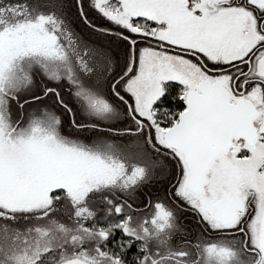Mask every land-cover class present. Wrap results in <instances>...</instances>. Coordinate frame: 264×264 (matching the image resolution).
I'll list each match as a JSON object with an SVG mask.
<instances>
[{
  "label": "flooded vegetation",
  "instance_id": "1",
  "mask_svg": "<svg viewBox=\"0 0 264 264\" xmlns=\"http://www.w3.org/2000/svg\"><path fill=\"white\" fill-rule=\"evenodd\" d=\"M110 1L97 8L85 0L82 14L77 7L78 28L53 12L25 19L18 8L0 7V219L29 210L49 221L54 208L72 212L74 222L90 220L100 229L63 228V238L74 239L80 250L64 259L58 254L47 264H93L82 257L89 238L96 239L90 253L97 262L134 264L128 251L142 236L132 231V216H126L128 223L115 222L118 210L130 207L151 182L167 180L166 195L155 194L154 201L148 195L146 207L151 204L173 222L175 232L195 221L208 243L220 239L237 261L248 257L245 264H264V186L239 183L232 193L225 176L255 150L261 155L256 170L264 167V3L200 0L195 4L205 6L194 7L186 0L182 17L177 0H146L147 13L138 14L122 0ZM171 10L179 13L174 21L166 15ZM216 17L224 25L220 35L211 33L217 45L197 36ZM86 30L123 45L122 62L107 57ZM211 97L249 117L251 128L234 136L229 149L207 165L206 185L196 184L193 191L187 154L171 145V136L189 102ZM191 155L196 156L192 168L202 170L203 156ZM219 161L222 183L211 186L210 173ZM38 186L43 188L37 195ZM124 223L131 230H110ZM182 238L179 231L173 239L171 262L197 264L199 248ZM108 243L109 254L103 246ZM37 248L34 244L33 251L40 249L45 257L54 250ZM154 249L164 254V247ZM150 258L142 253L135 264H151Z\"/></svg>",
  "mask_w": 264,
  "mask_h": 264
},
{
  "label": "rangeland",
  "instance_id": "2",
  "mask_svg": "<svg viewBox=\"0 0 264 264\" xmlns=\"http://www.w3.org/2000/svg\"><path fill=\"white\" fill-rule=\"evenodd\" d=\"M186 0H177V5L175 7L180 8V14H182V17H184L185 15V8H187V2H185ZM200 0H191V3H193V6H205V2H207V0H202L204 3L203 4H195L196 2L198 3ZM260 1V0H259ZM264 3V0H261ZM111 1L110 0H91V4L97 8L103 7V5L105 4H109ZM145 2L146 0H122V3H124V5L126 7H129L131 9L132 13H147V11H145L143 8L145 6ZM176 2V1H175ZM81 3V2H80ZM76 4H77V0H76ZM81 3V9H84L86 7V5H84ZM90 5V3H89ZM264 5V4H263ZM78 7V5H77ZM174 11L176 10H171L169 12H167V18H169L171 21L175 20V17H179V13H175ZM177 12V11H176ZM197 16V15H196ZM195 16V17H196ZM217 22H221L218 20V17L214 18L213 21V25L209 24L206 25L205 27L201 26L200 29L198 30V37L206 40V39H211L212 43L211 44H215L217 45L220 44V42L211 35V33L213 32V34L215 35H220L223 30L221 28L224 26L222 23L219 26ZM204 31V32H202ZM207 32V33H205ZM253 156L250 159H245L242 160L240 162H238L237 164H233L229 169H227V175L225 174V176L227 177V182L229 184V191L232 193H235L236 189L235 186L236 184H250L256 188H261L262 186H264V167L260 168L259 171L256 170V161H257V157H260L261 155H258L257 150L252 151ZM233 154V153H232ZM256 158V159H255ZM225 161V160H224ZM232 161H237L236 158L234 156H232ZM222 162H217L215 164L214 169L212 170V172L210 173V179H211V186H213L214 181H217V184L222 183V173L219 170V168H217L218 166L222 165ZM185 173V172H184ZM215 177H218V179H216ZM184 182H185V176H184ZM228 186V185H227ZM43 188V187H42ZM39 186L36 188V193L37 195L39 193H42V191L40 192ZM127 208V207H124ZM127 210V209H125ZM130 212V211H129ZM158 211L152 209L151 212H149V218H143L141 221L140 226H138L135 223H133V217L131 218V223L133 224L134 227H132V231L134 233H138L140 237V239L144 240L146 243H150L149 241H152L154 239L149 238V235H154L156 237L157 240H159L158 234L160 233V231L166 230L169 232V226L173 222H168V218H162L161 216L158 215ZM128 223V219L125 218V223ZM149 221V222H147ZM119 223V222H118ZM117 223V224H118ZM125 223L123 225L120 226H125ZM41 225V224H40ZM69 225L68 223H63L62 226H67ZM80 227H84L86 229H88L89 231H92L91 229L93 228H99L100 226H98V223H93L91 222L90 224H87L86 222H79ZM171 225V227H172ZM43 226V225H41ZM56 228L57 229V225L52 223V226H50V228L47 227H37L35 230L31 231H19L16 233L15 229H10L6 226V231L5 233L7 234V237L3 236L5 238L4 242L3 240H1L0 238V252H10L7 255V258H9V256H11L12 258V262L13 264H28L31 261H33V254L38 252L39 250H28L26 247V249H21L22 243L20 242V239L22 236H24V238L26 240H29L31 242H33V244L38 245V248L40 246L43 247V249L45 248L50 249L51 247H54V240L51 239L50 235L53 236H57L59 239V242L63 243L65 242V239L63 238L64 235H66V232L62 233V229L60 226H58V231H52V229ZM126 228H130L129 226H125ZM163 228V230H161ZM4 228L0 229V232L3 231ZM172 229L174 230V227H172ZM54 230V229H53ZM41 233H43V236L41 235ZM1 234V233H0ZM17 238H16V237ZM40 236H43V238H41ZM67 236V235H66ZM163 237H165L164 234H162ZM37 237V240H36ZM3 238V239H4ZM90 239V238H89ZM88 239V240H89ZM95 241H94V240ZM92 240L90 239V243L91 245H93V243L95 244V246H91V250L88 251L87 249L85 253L83 254V259L85 258V262L90 261L93 264H101L100 262H97L94 258H93V254H91L90 252L94 249V247H96V239L93 238ZM147 241H146V240ZM196 240V241H195ZM194 240V244L192 246H197L199 248V258L197 261V264H245V261L248 259V257H246L245 260H243L242 258L237 261L238 256L235 253H231L230 249L226 246H224V244L222 243V240H218L217 242H215L213 245L211 243H208V239L207 238H202L201 239V244L198 241L197 243V239ZM35 241H39V242H35ZM32 244V245H33ZM160 246H162L160 244ZM188 249L191 248L189 246H186ZM32 248V247H31ZM37 248V249H38ZM55 248V247H54ZM155 244L152 243L150 244L149 247V253L152 254V258H150V263L152 264L155 259V262H159V264H173L170 259L164 260L162 256H164V254H159L158 252L155 253ZM44 249V250H45ZM82 249V248H81ZM229 249V250H228ZM80 250V249H79ZM78 249L74 250L76 252L71 254V250H69L68 248H65L63 250H57L56 252L52 251L50 254L47 255L46 257V264L47 261H50L51 258L57 260L58 254H60L62 256V258L64 259L68 254L71 256H77ZM160 250V249H159ZM16 252V253H12V252ZM193 252V254L195 255L196 249L191 250ZM39 253V252H38ZM190 254V252H188V255ZM151 256V255H150ZM24 261V262H23ZM237 261V263H236ZM240 261H244L243 263H240ZM55 262V261H54Z\"/></svg>",
  "mask_w": 264,
  "mask_h": 264
},
{
  "label": "trees",
  "instance_id": "3",
  "mask_svg": "<svg viewBox=\"0 0 264 264\" xmlns=\"http://www.w3.org/2000/svg\"><path fill=\"white\" fill-rule=\"evenodd\" d=\"M82 4H86L85 0H81ZM83 5V6H84ZM0 7L4 8H18L21 12L20 17L21 18H32L34 16V14H39V13H48V12H53L55 14H60V16L62 17H66L68 18V22L75 25L76 28H78L77 24H79L81 22L80 18H79V14H78V10H77V4H76V0H0ZM13 14H9L10 17ZM86 36L88 38H91L93 40H96L97 44H99L100 48H102L105 53L107 52V57L111 56H115L116 59H120L121 62L123 60V58L125 57V47L123 45H113V43L106 39V38H100L97 36H93V34H89L87 32V30L85 31ZM129 57L128 55V50H127V58ZM110 58L109 61H110ZM106 63V62H105ZM104 65H108L107 63ZM105 66V67H106ZM166 188H167V180H160L158 182H154V183H150L147 187H145L144 189L140 190L139 195L137 194L135 199L139 200L140 202L145 201V199H147V196L149 195L151 198L154 197L155 194H165L166 195ZM61 194H63V192H60ZM61 208V207H60ZM130 209V207H128ZM118 210V215L116 218L115 222H120L123 221L126 216L130 215L134 217V214L131 212H129L130 210ZM65 217V218H61V216ZM65 219L66 221H69L70 223H75L74 221H76L74 219V217H72V212H68V213H60L58 210H56L54 208V213H53V217L51 220L49 221H45L42 219H36L33 216V212L32 211H14L12 213L7 212L6 213V218L0 219V229L1 227L4 228L3 231H1L0 233V238L1 240H5V236L7 237V234L5 233L6 231V226L8 228L15 229L16 233L19 231H33L35 230L37 227H49L52 226L53 224H60L61 222H64ZM87 224H90V220H88L86 222ZM43 226H41V225ZM2 225V226H1ZM184 225V229L187 231V233L183 236V238L181 239V241L184 244H190L193 243L194 244V240L197 239V243L198 241L201 242L202 239V233L204 232L203 229L200 227L199 224H195V221H189L187 223H183ZM60 227L62 225H59ZM80 227V225H79ZM58 229V228H57ZM66 229H71V228H66ZM81 230L84 229V227L80 228ZM86 229V228H85ZM88 230V229H87ZM92 231L96 230V228L91 229ZM110 230H115V231H121V230H125V227H112L110 228ZM3 232V233H2ZM4 236V237H3ZM16 237V236H15ZM119 238H116L118 241H121L122 238L121 236H118ZM4 238V239H3ZM17 238V237H16ZM91 240L93 238H90ZM90 239H86V244L82 245L83 249H87L88 251L91 248V246H95V244L93 243V245H91L90 243ZM94 240V239H93ZM54 252H56L57 250H63L64 246L62 245L61 242H59V240H54ZM95 241V240H94ZM125 241V240H124ZM123 241V242H124ZM196 241V240H195ZM20 242L22 243L21 249H24L25 247L28 250H32L33 249V242L26 240L24 238V236L21 237ZM121 242V243H123ZM118 245H120L118 243ZM103 246L108 248V251H106L108 254L110 253V244H104ZM32 247V248H31ZM25 248V249H26ZM131 251H128L129 256L131 257L132 263H137V257L139 258L141 256L142 253L144 254H148L149 256L152 254L149 253V247L148 244L140 239V238H136L133 240V244L131 245ZM12 252V251H11ZM10 252L5 251L0 252V264H13V260L11 258V256H9V258H7V255ZM12 253H16V252H12ZM112 255V254H111ZM110 255V256H111ZM163 257V256H162ZM46 257L43 255V253H41V251H39V253H34L33 254V261H31L28 264H46ZM24 262V261H23ZM20 264V263H19Z\"/></svg>",
  "mask_w": 264,
  "mask_h": 264
},
{
  "label": "water",
  "instance_id": "4",
  "mask_svg": "<svg viewBox=\"0 0 264 264\" xmlns=\"http://www.w3.org/2000/svg\"><path fill=\"white\" fill-rule=\"evenodd\" d=\"M77 5L82 14L80 0H77ZM198 104L189 102L188 110L183 114L181 122L174 127L171 136L173 140L171 145L187 154V162L191 169L190 187L193 191H197L193 188L196 184L199 187L206 185L207 165L219 153L229 149L234 136H241L244 131L251 128L249 117H241L231 105L228 106L225 99L204 98V101ZM222 113L225 115L222 116ZM222 140H224L223 144H221ZM218 145V149H213V146ZM191 153H196L198 157L203 156L202 170L192 168L196 156ZM260 247L264 251V216L261 224Z\"/></svg>",
  "mask_w": 264,
  "mask_h": 264
},
{
  "label": "bare ground",
  "instance_id": "5",
  "mask_svg": "<svg viewBox=\"0 0 264 264\" xmlns=\"http://www.w3.org/2000/svg\"><path fill=\"white\" fill-rule=\"evenodd\" d=\"M151 201H154L153 198H149ZM150 204V203H149ZM148 205V204H147ZM147 205L143 204L142 202H138L135 198L133 199V202L131 203L130 205V212L131 214L133 213L134 214V217H133V223L136 222V224L138 226H140L141 224V221L143 218H149V212H151V210L153 209L152 205L150 204L148 207H146ZM61 216V215H59ZM64 222H61L60 224L57 225V228L59 225H62L63 223H68L69 225L67 226H61V229L63 228H71L72 230H81L79 227V222H75V223H70L69 221H66L65 219H63ZM172 225V223H169ZM171 225L169 226V233H166L168 231L166 230H163V228L161 230H163L166 235L164 238H162L160 235V238L159 240L156 239V237L154 235H149V238L151 239H154L152 241H149L150 243L147 242L148 246L150 247V244L154 243L155 246H160V244L162 245V247H164V249H162L164 251V255L166 256L164 259H170L171 261V257L173 256L172 255V251L170 248L174 247V240L173 239H176V237L178 238V232L180 231V234H182V237L187 233V231L184 229V225L181 226L180 230L175 232L176 228L174 225H172V227H174V230L172 229ZM54 229V230H53ZM52 231H58V229L54 228L53 227ZM203 238H206V236L204 235ZM58 237L55 235L53 236V240H57ZM36 240H37V237H36ZM59 240V239H58ZM85 240V239H84ZM146 240V239H145ZM218 240L220 239H216L215 238V241L214 242H217ZM74 239L73 241H69L67 242V239H65V242L63 243V246L65 248H68L69 250H71V254H72V251L75 250L76 246H79V244L75 243L74 244ZM147 241V240H146ZM72 242V243H71ZM62 243V242H61ZM202 242H200L201 244ZM34 246V244H33ZM91 250V249H90ZM93 257L94 254H93Z\"/></svg>",
  "mask_w": 264,
  "mask_h": 264
}]
</instances>
